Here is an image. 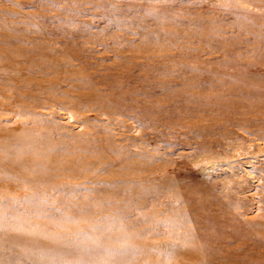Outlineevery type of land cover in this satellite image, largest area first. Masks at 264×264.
Listing matches in <instances>:
<instances>
[{
	"label": "rangeland",
	"instance_id": "rangeland-1",
	"mask_svg": "<svg viewBox=\"0 0 264 264\" xmlns=\"http://www.w3.org/2000/svg\"><path fill=\"white\" fill-rule=\"evenodd\" d=\"M18 234L77 264H264V0H0Z\"/></svg>",
	"mask_w": 264,
	"mask_h": 264
},
{
	"label": "bare ground",
	"instance_id": "bare-ground-1",
	"mask_svg": "<svg viewBox=\"0 0 264 264\" xmlns=\"http://www.w3.org/2000/svg\"><path fill=\"white\" fill-rule=\"evenodd\" d=\"M63 218H65V217H63ZM107 221H109V220H107ZM108 230H109V228H108ZM8 237L9 238H6L5 240L2 239L3 241H5V248L6 247L8 248V250H7L8 252L5 251L4 248H0V264H7L9 262H11L10 264H16L15 263L16 257H21V258L27 259L28 261L32 262L33 264H61L60 262H58L57 258H59L61 255L63 256L64 254L67 255V257H66L67 263L66 264H77V262H74V261L79 260L78 259L79 253H81V255H85V256H92L91 252H89V253L85 252V251L81 252L80 248L72 249V254L68 255L67 252H65L66 248L64 247V245H62L60 242H57L56 245L55 244L51 245L50 242L48 241V239L45 240V239L29 237V236H26L25 234H18L16 236H8ZM2 240L0 238V244H2L1 243ZM18 241H20L25 246V249L22 252L15 253L13 251V248L15 247L16 244H20V243H18ZM83 243H82V245H84ZM87 244H86V246H87ZM89 246L90 245L88 244V247ZM33 249H39V255L37 257H34L31 255L33 253ZM80 259H82V258H80Z\"/></svg>",
	"mask_w": 264,
	"mask_h": 264
}]
</instances>
